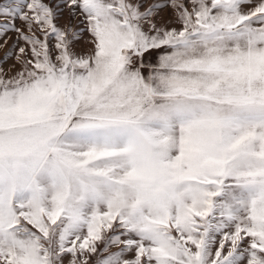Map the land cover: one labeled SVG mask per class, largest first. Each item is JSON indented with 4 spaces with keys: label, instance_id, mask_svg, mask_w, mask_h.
<instances>
[{
    "label": "snow or ice",
    "instance_id": "6c2138e0",
    "mask_svg": "<svg viewBox=\"0 0 264 264\" xmlns=\"http://www.w3.org/2000/svg\"><path fill=\"white\" fill-rule=\"evenodd\" d=\"M0 264H264V0H0Z\"/></svg>",
    "mask_w": 264,
    "mask_h": 264
}]
</instances>
